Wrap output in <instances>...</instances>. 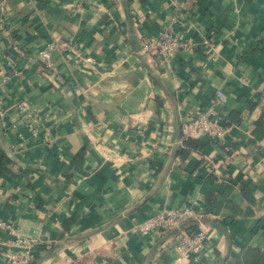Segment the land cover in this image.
I'll use <instances>...</instances> for the list:
<instances>
[{
    "label": "crops",
    "instance_id": "obj_1",
    "mask_svg": "<svg viewBox=\"0 0 264 264\" xmlns=\"http://www.w3.org/2000/svg\"><path fill=\"white\" fill-rule=\"evenodd\" d=\"M167 28L192 49L142 53ZM70 39L90 61L58 53L46 73L39 50ZM220 91L224 139H185L184 121ZM22 101L51 138L33 136ZM0 109L11 159L0 221L34 243L35 264H235L243 249L264 252V0H0ZM185 205L204 213L208 238L180 260L173 236L139 225ZM11 239L0 228V264Z\"/></svg>",
    "mask_w": 264,
    "mask_h": 264
},
{
    "label": "built area",
    "instance_id": "obj_2",
    "mask_svg": "<svg viewBox=\"0 0 264 264\" xmlns=\"http://www.w3.org/2000/svg\"><path fill=\"white\" fill-rule=\"evenodd\" d=\"M206 43L209 41L206 40ZM192 44L176 36L171 28H167L160 38L146 40L142 43V53L170 59L182 51H190ZM18 55H25L20 46H15ZM61 53L67 58L77 54L80 60L90 61L84 57L80 45L70 39L67 41L53 40L46 43L38 52V60L46 73L56 69V56ZM226 101V93L218 92L212 105L195 115L189 116L182 124V134L185 139L208 136L213 140H222L228 132L224 120L215 110V107ZM18 113L27 120L34 137L39 138L42 132L51 138L52 134L41 121L37 109L26 101L18 105ZM2 117L3 110L0 109ZM204 213L196 211L193 207L185 205L179 208L164 209L154 217L140 223L139 229L148 234L158 230L163 235H171L177 241V252L180 260L188 258L191 254L201 255L208 238L204 228ZM0 228L8 230L13 239L10 240L14 250L6 253L9 264H35L36 256L33 253L32 241L25 239L20 230L0 221Z\"/></svg>",
    "mask_w": 264,
    "mask_h": 264
},
{
    "label": "trees",
    "instance_id": "obj_3",
    "mask_svg": "<svg viewBox=\"0 0 264 264\" xmlns=\"http://www.w3.org/2000/svg\"><path fill=\"white\" fill-rule=\"evenodd\" d=\"M194 139V138H190ZM11 159L0 143V178L7 171ZM235 264H264V252L253 248L243 249L238 256Z\"/></svg>",
    "mask_w": 264,
    "mask_h": 264
},
{
    "label": "water",
    "instance_id": "obj_4",
    "mask_svg": "<svg viewBox=\"0 0 264 264\" xmlns=\"http://www.w3.org/2000/svg\"><path fill=\"white\" fill-rule=\"evenodd\" d=\"M0 140L2 141V146H3L4 150L6 151L8 156H10L9 151L3 142L5 140V131H4V126H3V121H2L1 115H0Z\"/></svg>",
    "mask_w": 264,
    "mask_h": 264
}]
</instances>
